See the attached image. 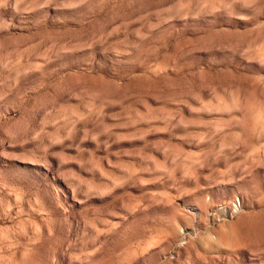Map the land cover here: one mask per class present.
<instances>
[{
    "label": "rangeland",
    "instance_id": "obj_1",
    "mask_svg": "<svg viewBox=\"0 0 264 264\" xmlns=\"http://www.w3.org/2000/svg\"><path fill=\"white\" fill-rule=\"evenodd\" d=\"M0 264H264V0H0Z\"/></svg>",
    "mask_w": 264,
    "mask_h": 264
}]
</instances>
